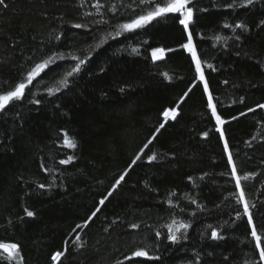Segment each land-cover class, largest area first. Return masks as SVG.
Here are the masks:
<instances>
[{"label": "trees", "instance_id": "trees-1", "mask_svg": "<svg viewBox=\"0 0 264 264\" xmlns=\"http://www.w3.org/2000/svg\"><path fill=\"white\" fill-rule=\"evenodd\" d=\"M5 2L0 81L14 86L53 52L65 54L0 116V243L19 244L22 261L16 264H264L224 150L226 140L239 175L255 174L242 187L264 241V109L256 107L264 104V0L235 8L227 7L233 0H200L201 11L194 9L189 31L217 114L226 121L220 126L191 54L181 47L187 32L178 20L157 18L116 36V26L140 9L112 12L107 9L121 0H99L101 16L96 0ZM100 19L108 23H93ZM241 22L247 28L234 29ZM155 48L165 50L163 59H152ZM69 53L90 59L62 87L59 81L75 63ZM45 86L60 91L49 95ZM173 108L176 119L163 121V112ZM64 132L76 149L64 145ZM152 153L156 160L149 163ZM70 155L72 162L59 163ZM121 175L124 181L100 205ZM98 207L88 226L77 229L82 246H73L72 229ZM173 219L190 225L175 244L167 239ZM213 229L220 238L211 236ZM66 242L65 255L53 261ZM140 248L160 259L134 257Z\"/></svg>", "mask_w": 264, "mask_h": 264}, {"label": "snow or ice", "instance_id": "snow-or-ice-1", "mask_svg": "<svg viewBox=\"0 0 264 264\" xmlns=\"http://www.w3.org/2000/svg\"><path fill=\"white\" fill-rule=\"evenodd\" d=\"M200 0H132L130 4L125 5L123 3V0H121L120 4H112L107 10L116 12L119 10V8L127 7V8H133L135 6L136 8L140 9L141 14H136L135 18H129L128 22L120 23L116 26L118 29L115 32L116 36H119L121 34V30L124 32H133L134 30L141 29L145 25L149 24L150 21L157 20V18H163V19H173L178 20L179 25L183 26L182 31L187 32L186 36V43H183L181 47L183 49H186L191 54V60L195 64V71L198 74V79L200 81H204V92L207 93V107L211 110V116L215 117V121L217 125H224L226 121L221 118L220 115L217 114V104L213 102L214 98L212 93L209 91V84L206 81L205 78V71L202 67V60L200 58V55L198 54V50L196 47V44L194 43L193 39V32L189 31V26L191 23H194V9L196 12H200L201 9L198 7ZM254 0H244L243 4L237 5L235 3V0H233L232 3H228V8H235V7H243V6H253ZM0 6H2L4 9L8 7V4L5 2V0H0ZM96 9V13L103 16V13L101 12V9L104 8V5H102L99 0H96V3L93 5ZM169 14H179L177 15H169ZM84 15H91V13H84ZM93 23L99 25V24H107L108 21L105 19L95 20ZM261 24H264V21L260 22ZM75 28H83L86 27V25L83 24H75ZM223 27L228 28L232 27L228 23H225ZM247 26L243 22L236 23L234 25V29H246ZM60 37L57 36L56 39H59ZM216 39H220L219 37H216ZM236 39H239V36L236 37ZM103 43V41H102ZM133 52H136L137 49L133 48ZM169 52L172 51V49H168ZM164 52L165 50L162 48H155L152 50V59L154 61H158L164 58ZM71 56V60L74 61V66L71 67L70 71L66 72V77L64 79H61L59 81V85L62 87L68 86V79L67 77H72L74 74H78L82 70V66L85 65L88 62V59H90L88 53H85L84 56H77L73 55L71 53L68 54ZM65 58V54L63 53H56L53 52L51 55L48 56L47 59L42 60V62L36 63L34 67L31 68L27 72V76L25 81L23 82H17L14 86H9V83L6 81H0V116H6L7 115V108L10 105H13L15 102L21 101L24 99L26 95V90H28V94H31L30 92V86H32L33 81L37 79V77L41 76V73L46 72L47 70H50L52 65H54L57 61L63 60ZM207 67L209 69H213L212 64H208ZM167 75V74H165ZM224 83H227V81H224ZM46 87L47 92L49 95H54L55 92L60 91V87H56L55 89L51 87ZM8 89V90H5ZM123 91V89H121ZM187 95V93H185ZM36 104L40 103V100H35ZM257 108L264 109V104H258L256 106ZM248 112H254L255 109L249 108L247 110ZM241 116L246 115V113L242 112L240 113ZM177 112L176 109H169L165 110L163 112V117L165 121L169 117L171 119H176ZM238 117H233L232 119H237ZM164 123H161L159 127L156 129V132H159L161 128H164ZM205 136L208 135V133H204ZM224 136V133L221 131V137ZM155 139V135H153L152 139H149L146 144H144L143 148L140 149V152L143 153L145 149L149 148V145L153 143V140ZM64 145L69 149H76L77 148V142L75 139L70 138L67 132H64ZM229 145L228 142L225 140L224 143V150L228 152L227 157V163L231 165V176L235 180V186L237 189H239V194L237 197V202L243 205V215L247 218V224L252 225L251 228V236L255 239V248L259 249V258L261 261H264V247H261V244L264 243L262 241L261 236L258 235L257 232V225L254 223V214L252 211H250V204L248 200L245 198V190L242 187V180L246 181L252 178L255 174L254 173H247L243 176L238 174V167L233 159V154L228 150ZM141 159V156L138 154L135 159L132 161V165H135L137 161ZM74 160V156H68L66 159L60 160L59 163L62 165L69 164ZM147 160L149 163L156 160V154L152 153L151 155H148ZM131 167V165L129 166ZM46 172H50L51 169L45 168ZM125 176L121 175L119 179L116 180L115 184L112 186L113 191H109L108 194L99 201L100 205H104L105 201L113 195V192L117 189L118 186L121 185V182L124 181ZM52 185L49 184L48 187H51ZM46 187L45 184L41 183L39 184V188L44 189ZM169 204H171V201H169ZM101 209L98 207L95 211L91 213V215L85 220L82 224H77L75 228L72 229L73 232H77V229H81L82 227H87L88 223L92 221L93 217H96L97 213ZM26 215L31 217L34 215L32 211L26 210ZM258 215V214H257ZM237 216L240 217L241 213H237ZM189 224L177 221L173 219L171 223L167 226L168 227V235L167 239L172 241L174 244L178 243L181 238L183 237L182 230H187L189 228ZM264 227V224L261 225ZM131 227L133 229L140 227L139 224L133 223L131 224ZM161 235L160 232H156V236L159 237ZM211 236L214 239L220 238L218 237V233L215 229L212 230ZM82 241L81 235L77 232L75 236V240L72 241V245H80ZM67 242L66 247L64 251H57L53 254L51 257L53 261H59L61 257L65 255L67 252ZM0 251H2L6 256L0 257V264H16V262L22 261V257L20 255L21 249L18 243L12 242V243H0ZM198 255V254H197ZM134 257H148L149 259H160L158 256H150L148 251L144 248H140L139 250L135 251L133 253Z\"/></svg>", "mask_w": 264, "mask_h": 264}, {"label": "rangeland", "instance_id": "rangeland-1", "mask_svg": "<svg viewBox=\"0 0 264 264\" xmlns=\"http://www.w3.org/2000/svg\"><path fill=\"white\" fill-rule=\"evenodd\" d=\"M185 50H186V49H185ZM151 56H152V54H151ZM169 118H171V117H169ZM169 118H168V119H169ZM218 126H220V125H218Z\"/></svg>", "mask_w": 264, "mask_h": 264}, {"label": "water", "instance_id": "water-1", "mask_svg": "<svg viewBox=\"0 0 264 264\" xmlns=\"http://www.w3.org/2000/svg\"><path fill=\"white\" fill-rule=\"evenodd\" d=\"M163 121L165 120L164 117H162Z\"/></svg>", "mask_w": 264, "mask_h": 264}]
</instances>
